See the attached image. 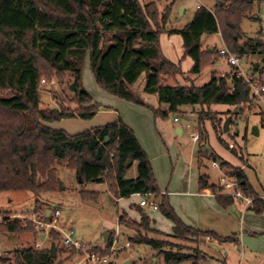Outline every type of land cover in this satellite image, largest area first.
<instances>
[{"label": "trees", "instance_id": "1", "mask_svg": "<svg viewBox=\"0 0 264 264\" xmlns=\"http://www.w3.org/2000/svg\"><path fill=\"white\" fill-rule=\"evenodd\" d=\"M213 1L211 10L199 7L192 21L182 30L168 32L182 40L183 58L192 61L189 75H199L217 54L202 49L200 40L204 35L220 32L228 52L238 59L264 55V42L260 38H246L240 42L243 34L239 28L242 19L264 0ZM168 14L169 9L161 16L160 24L155 4L141 7L138 0H0V193L22 191L37 196L56 191L55 168L64 162L65 168L73 172L82 185L105 183L115 200L140 195L157 201V210L173 224L171 236L153 230L147 217L137 223L121 213L117 216L118 224L134 230L136 236L130 239L131 242L148 246L163 255L165 264H200L206 256L199 250L186 255L179 251V246L148 235L180 241L189 237H208L219 244L232 243L235 236L220 238L200 232L178 218L167 196L160 194L148 156L121 119L74 135L45 125L64 119L90 120L96 115L99 106L93 103L81 82L82 65L88 57L89 70L99 89L148 109L155 119L176 114L185 105L201 108L196 143L200 157L197 170L200 172L201 159L207 157L205 153L201 155L207 142L204 123L209 121L213 128L216 127L215 112L204 107L227 105L238 109L250 105L252 97L249 86L237 77V72L229 77H213L203 87L166 86L167 80L175 81L182 75L179 65L167 60L159 45ZM66 73L73 80L70 102L75 108L41 109V80L49 82L55 78L62 81ZM141 75H144L143 93L157 96V108L145 104L132 89ZM240 114L239 110L234 115ZM219 142L229 149L220 139ZM229 150L236 155L234 149ZM128 160L132 164L126 168ZM133 164L137 176L127 179L126 173ZM221 167H227V164L222 163ZM228 174L236 179L238 190L244 196L253 198L249 209L257 216L263 214L264 201L250 187L242 170H231ZM38 180L41 181L39 184ZM208 181L209 178L200 173L199 190L209 189L223 208L234 204L235 199L222 194L218 186L209 185ZM79 193L84 201L98 197L95 192ZM34 214L47 217L37 201ZM33 231L26 220L4 218L0 223V235L14 237ZM48 239L53 246L59 236L51 231ZM110 242L109 239L103 248L93 247L91 251L108 255ZM171 248L177 251L173 252ZM67 251L68 257L77 256L74 249ZM11 255V264H59L56 257H49L50 248L14 249ZM8 263L0 258V264Z\"/></svg>", "mask_w": 264, "mask_h": 264}, {"label": "rangeland", "instance_id": "2", "mask_svg": "<svg viewBox=\"0 0 264 264\" xmlns=\"http://www.w3.org/2000/svg\"><path fill=\"white\" fill-rule=\"evenodd\" d=\"M138 2L141 7L151 3L155 4L158 13V23L161 21V16L169 9L168 19L164 27L165 30L159 37V45L163 56L165 55L166 59L179 65L182 75L177 76L175 81L167 80L166 86L172 87L177 84L182 87L191 85L203 87L213 77H229L238 71L230 67L226 59L216 54L212 61L213 64L210 63L204 66L199 75H189L188 72L192 66V62L189 58H183L180 36L168 35V32L182 30L188 25L192 21L197 7L203 6L207 10H211L214 6L213 0H138ZM258 5L260 6H255L254 12L240 22L239 28L243 34L240 42L246 38H260L264 42V2H260ZM218 35L219 39L216 35L202 36L200 40L202 49L208 50V47H216V45L217 49L214 48L210 53L217 52L216 50L221 48L228 49L222 40L220 32ZM85 60H88V57ZM86 64L87 62L82 66L84 70ZM254 65L258 66L256 70H254ZM238 68L242 73L255 78L260 83H264V58H260L258 55L242 57L238 59ZM41 81L45 82L44 84L40 82L39 99L41 109L53 110L58 109L60 106L75 108V105L70 102L73 98V92L69 90V87L73 84V80L69 73L65 74V78L62 81H58L55 78H52L49 82L45 81V79ZM142 86V79L141 81L137 80L132 89L134 93L143 99ZM99 92V95H96V93L91 91V96L99 104H97L99 108H102L101 112L98 113L97 111L94 118L90 120L64 119L56 123H45V125L53 130H63L70 135L99 127L108 120V117L116 114L114 112L115 106L107 104L109 102L102 98L103 96H109V94L101 89H99ZM156 97L153 96V98ZM116 100L120 101L117 98ZM125 103L131 106V103ZM133 105L132 108L136 106ZM110 107L114 109L111 112H109ZM204 109L215 112L214 123L216 127L213 128L209 121L204 123V129L207 132V142L201 155L205 153L207 157L201 159L200 172L209 177V182L212 185H217L220 174H218L219 171L217 169L212 167V162L215 161L219 165L226 163L227 167H220L221 172L229 176L228 172L231 170H242L255 194L258 197L264 198V127L260 126V133L258 135L254 136L251 134L250 126L252 124L258 125L259 120V112L254 103L238 109L227 105H211L209 109L207 107H204ZM239 110L241 114L237 117L234 114ZM119 111L122 110L120 109ZM200 111L201 108L199 106L185 105L178 109V113L169 114L165 119H155L151 113L153 117L151 120L153 121L154 119V121L150 122V125L145 130V134L148 138L151 153L152 162L150 164L152 163L153 165V167L151 165V168H154L161 184H165L170 178H177L179 172H188L191 169L198 171L197 164L200 157L197 142L193 141V137L198 135L197 120ZM124 113L128 114L126 110H124ZM129 114L133 115L132 113ZM174 118L177 119L176 122H174ZM228 118H231L229 130L227 133H223V124ZM179 129H182L183 132L177 134L176 130ZM219 139L225 145H233L236 155L222 145ZM55 169L56 191L40 193L37 196L22 191L0 193V213L9 215L8 217H4V215L0 214V223L4 218L26 220V222L31 223L34 230L32 233H22L14 237L0 235V258L7 260L8 264H11V252L14 249L34 248L40 242L39 239L42 234L46 237L41 249L50 248V239L47 240V238L50 237V232L53 231L59 236V239L53 245L57 263L72 264L77 256L68 257L69 252L67 250L69 248L63 245V235L61 233L67 229H72L74 239L80 241L84 245L85 250L101 247L95 245L103 242L104 233L110 234L108 240L110 239L111 241V235L117 231L120 235L121 244L129 242L130 246L124 251L107 255L110 258V264H120L126 258L129 259L130 264H165L163 255L153 251L148 246L137 245L131 242L130 239L136 236L134 230L116 223L117 213L120 211V208L122 207L126 212L129 211L131 209L129 205L132 204L133 199H125V201L117 204L113 195L107 191L105 183L79 184V179L76 178L73 172L65 168L64 162H60ZM136 176V166L133 165L126 173V178L134 179ZM40 182L38 180V184ZM58 182L62 185L63 190L58 188ZM80 191L95 192L98 193V197L93 201H84L80 197ZM36 201L40 204L42 211L54 212L58 210L60 212V217L57 220V229H45L38 225V223L47 222L50 219V215L48 214L45 218H43V215H35ZM235 202L241 203L237 200ZM133 209L132 207V211ZM142 213L144 215L150 214L148 210ZM158 213L160 214L159 211ZM161 228L166 230L164 225ZM148 237L165 240L177 245L179 246V251L186 255L193 254L198 248L202 254L204 253L205 256L209 257H207V260L201 261L200 264H223L224 261H226V264H239L241 261L244 264H264V254L261 252L252 253L250 257L240 260L238 251H234L231 246L221 250L214 243L205 244L201 242L198 247H194L201 238L195 239L189 237L186 240L180 241L151 234ZM13 238L16 244H13ZM254 245L264 248V240L259 239L258 243H254ZM228 248H230V252ZM171 250L173 252L177 251L175 248H171ZM225 253H228L229 256L225 257ZM183 264L190 263L185 262Z\"/></svg>", "mask_w": 264, "mask_h": 264}, {"label": "crops", "instance_id": "3", "mask_svg": "<svg viewBox=\"0 0 264 264\" xmlns=\"http://www.w3.org/2000/svg\"><path fill=\"white\" fill-rule=\"evenodd\" d=\"M216 36L219 39V35L216 34ZM216 47H208L207 49L212 51ZM181 49H182V40H181ZM258 56L260 58H264V55H258ZM85 62H87L85 66V70L83 69V67L81 70L82 86L89 93L90 96H91V91L96 93V95H99L100 93L99 88L97 87L93 79V76L89 70L88 60H85L83 64H85ZM257 67H258L257 65H254V70H256ZM141 79L144 85V75H141L138 80L141 81ZM143 95H144L143 99L141 98V100L145 104L153 108L158 107L157 97L153 98V96L155 95H147L145 93H143ZM107 97L103 96L102 98L107 102H109L107 104H113L112 106H115L116 108L114 110L113 107H110L109 112L114 110L116 114L115 115L113 114L112 116L108 117V120L105 121V123H102L100 126L112 122H116L118 119H121L122 122L133 131L140 147L148 156L149 161L152 162L151 153L149 150L148 138L145 134V130L150 125V122L154 121V119L153 121L151 120V118H153L151 112L148 109L139 106L133 105L134 107L132 108V104L131 106H128L127 103L121 102L122 100L118 102V100H116V98H114L113 96L109 95ZM92 100L94 104H98L93 97ZM120 109L122 111H119ZM101 110L102 108L100 107L98 113L101 112ZM124 110H126L128 114L124 113ZM129 113H132L133 115ZM254 126L257 127L259 134L260 133L259 128L261 126L259 120H258V125L252 124L250 126V129H252ZM180 130L181 132H183L182 129ZM150 165H152V163ZM152 170L160 194L167 196L170 206L173 208L178 218L186 226L200 232L212 233L220 238H228L235 236L234 242L225 243V244H219L218 242L213 241L211 239L207 240L206 239L207 237L201 238L198 241V243L194 245V247L195 246L198 247V245L201 242L205 244L214 243L221 250H224L228 246H231L234 251L235 250L238 251L240 260L250 257L252 253L255 252H261L262 254H264L263 247L254 245V243H258L259 239L264 240V214L260 216H255L254 213L249 209V206H246L242 202L241 203L235 202L234 204H232L227 208H223L222 206H220L215 199V194H213L209 189L199 190L198 176L200 173L203 174L202 172L194 171L192 169L191 171L188 172H179L177 178H170L165 184H161L158 176L156 175V172L154 171V168H152ZM218 174H220V172H218ZM208 184L212 185L209 181ZM130 198L133 199L132 204L129 205L131 209L126 212L121 207L117 215H121V213H125L127 219L133 220L137 223L140 222L143 216L147 217L150 221V226L153 230L160 232L166 236L172 235L173 224L168 220H166L161 214H159L157 209L151 210L140 207L138 203L141 197L138 195H133ZM259 198L264 201V198L261 197ZM145 200L148 202V204L154 205L156 207L157 201L150 200L149 198H145ZM116 201L117 204H119L125 200H116ZM132 207L134 208L133 211H132ZM137 208L142 212L148 210L150 214L144 215L142 212L140 213ZM50 212L51 211H46V216L50 214ZM163 225L166 227V230H163L161 228V226ZM109 237L110 234H108L106 241H104L103 239V242L101 244H97L95 246H101V247L104 246ZM229 249L230 248H228V250ZM224 256L228 257L229 254L225 253ZM207 257L208 256L206 255V260L209 258ZM125 262H128L130 264L128 258L124 259V261H122L120 264H125ZM223 264H226V261H224ZM239 264H244V263L241 261L239 262Z\"/></svg>", "mask_w": 264, "mask_h": 264}, {"label": "built area", "instance_id": "4", "mask_svg": "<svg viewBox=\"0 0 264 264\" xmlns=\"http://www.w3.org/2000/svg\"><path fill=\"white\" fill-rule=\"evenodd\" d=\"M203 7V6H200ZM199 7H197L198 9ZM217 54L219 57L226 59L227 64L238 70L237 77H241L244 84H247L250 88V94L252 97V103L256 106L258 109V119L259 123L264 125V83H260L255 78H252L251 76H248L244 73H242L238 68V59L230 54L226 48H221L217 50ZM42 84H44V81H41ZM177 119L174 118V122H176ZM198 135H195L193 137V141L197 142ZM229 149H234L233 145L228 146ZM212 167L217 169L220 172V177L218 179L217 186L222 190L223 194H226L228 196H231L233 199L240 201L244 203L246 206H250L253 198L252 197H246L243 195L242 192L238 190V184L235 178L231 176H226L224 172H221L220 167L221 165L217 164L216 162H212ZM230 180V181H228ZM140 196V195H138ZM141 199L139 200L138 205L142 208H147L151 210H156L157 208L154 205L148 204V202L145 200V196H140ZM50 219H48L47 222L38 223V225L41 226V228L45 229H57V220L60 217V212L58 210H55L54 212H50ZM116 223L118 224V221L116 219ZM119 225V224H118ZM63 235L62 243L66 248L74 249L77 258L75 261L72 262V264H110V258L107 255H99L91 250H85L84 245L74 239V233L72 229H67L65 232H61ZM46 237V236H45ZM45 239V238H44ZM209 240V238H206ZM39 243H37L33 249L40 250L41 246L44 242L39 239ZM130 246L129 242H126L124 244L120 243V235L117 231H115L111 235V242L109 247V254H113L115 252L124 251L126 248Z\"/></svg>", "mask_w": 264, "mask_h": 264}, {"label": "water", "instance_id": "5", "mask_svg": "<svg viewBox=\"0 0 264 264\" xmlns=\"http://www.w3.org/2000/svg\"><path fill=\"white\" fill-rule=\"evenodd\" d=\"M209 51H211V50H209ZM69 90H70L71 92L74 91V84H71V85H70ZM230 121H231V118H228V119L224 122V124H223V129H222L223 133H227V132H228ZM176 133H177V134H180V133H181V130H180V129H179V130H176ZM251 134L254 135V136L258 135V130H257V127H256V126H254V127L251 129ZM131 164H132V161H131V160H128V161L126 162L125 167H126V168L129 167ZM78 182H79V184H81L80 179L78 180ZM58 188H59L60 190H63V187H62V185L60 184V182H58ZM143 218H144V216H143ZM107 236H108L107 233H104V234H103V239H104V241H106ZM44 238H45V235H44V234L40 235V240H41V241H43ZM13 244H16V241H15L14 238H13ZM55 255H56V253H55V248H54V246H51V247H50V255H49V257H50V258H55ZM125 264H129V263H128V262H125Z\"/></svg>", "mask_w": 264, "mask_h": 264}]
</instances>
